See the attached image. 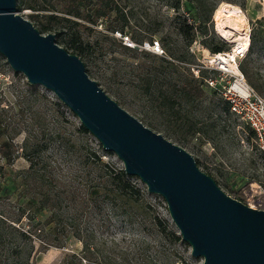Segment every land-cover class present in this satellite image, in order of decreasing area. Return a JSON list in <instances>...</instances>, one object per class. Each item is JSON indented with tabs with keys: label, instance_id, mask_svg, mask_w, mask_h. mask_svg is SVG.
I'll list each match as a JSON object with an SVG mask.
<instances>
[{
	"label": "rangeland",
	"instance_id": "rangeland-1",
	"mask_svg": "<svg viewBox=\"0 0 264 264\" xmlns=\"http://www.w3.org/2000/svg\"><path fill=\"white\" fill-rule=\"evenodd\" d=\"M115 1L118 12L99 18L95 24L74 16L76 11L93 12L95 5L88 7L82 0H24L20 7L17 1V9L42 34L47 32L41 25L51 24L53 29L48 32L54 33L55 42L66 50L55 30L68 23L63 17L89 25L90 28L78 25L72 28L78 29L83 43L88 44L89 58L80 57L88 76L144 126L188 151L198 167L213 177L224 192L262 209L264 155L256 148L251 130L225 108L227 103L220 94L192 78L190 72L194 77L199 68L204 69V76L214 73L210 69L214 63L205 61L213 52L206 46L204 37L213 38L214 42L224 39L228 50L236 44L230 37H221L216 29L218 14H227L220 9L223 3L240 7L249 33L256 19L264 33V0H196L201 2V14L194 0H180L178 7L173 6L175 0ZM223 17L225 28L235 33L233 18ZM183 22L194 26L191 42L179 31ZM71 32V29L65 30L63 36L69 39ZM125 35L129 36V42ZM152 38L160 40L164 52L157 54L144 47L146 39ZM141 40L137 47L136 43ZM123 43L132 44L136 49L127 48ZM243 52L236 58L238 68L242 64L245 72L240 71L246 81L264 98V41L253 52L249 53L248 46ZM167 60L175 61L180 67L173 68ZM186 81L194 87L190 93ZM80 125L78 117L50 89L29 83L0 53V141L11 139L19 154V146L26 139L45 143L42 154L51 163L57 188L70 189L63 205L71 211H80L86 205L85 182L90 173L96 175L100 163L112 168L123 167L114 152L104 149L89 131H80ZM58 133L61 143L56 140ZM89 151L95 153L93 162L86 159ZM4 161L0 158V162ZM27 165V158L18 156L6 167L15 171ZM132 180L145 191V198L152 203L154 211L168 221L167 227L178 233L163 197L148 192L138 177L133 176ZM47 214L38 216L43 219ZM142 225L148 226L149 220ZM109 230L118 235L124 227L112 219ZM66 245L69 249L80 248V242L72 237ZM174 245L191 263L202 264L203 258L192 256L188 243L181 239ZM62 252V248L50 247L39 254L37 264H55Z\"/></svg>",
	"mask_w": 264,
	"mask_h": 264
},
{
	"label": "trees",
	"instance_id": "trees-1",
	"mask_svg": "<svg viewBox=\"0 0 264 264\" xmlns=\"http://www.w3.org/2000/svg\"><path fill=\"white\" fill-rule=\"evenodd\" d=\"M17 1L19 7L24 2ZM82 1L88 7L95 5L93 12L90 13L89 9L86 14L76 11L74 16L89 23L95 24L99 18L119 10L115 0ZM194 1L199 13H203L201 2ZM179 3L180 0H175L173 6L178 7ZM63 18L68 23L59 30L55 29L60 43L68 48L67 51L88 59V44L83 43L79 30L73 31L72 28L76 25L83 28L90 26L69 17ZM41 28L46 32L53 29L49 23L42 24ZM68 29L72 32L70 38L66 39L63 35ZM192 29L193 24L185 22L179 26V31L188 42L194 38ZM121 31L124 32V27H121ZM204 38L203 41L213 53L229 49L222 38L216 42L213 38ZM152 39L146 40L151 42ZM261 41H264V33L259 29V19H256L249 33V53ZM141 42L136 43L137 47ZM123 44L136 49L134 45ZM160 45L164 52L161 42ZM167 62L173 68L180 67L175 61ZM239 67L245 72L242 64ZM198 71L197 77L192 72L190 76L203 84L204 69L199 68ZM188 84L186 81L190 93L194 87ZM55 104L60 105L58 101ZM78 129L86 132L82 125ZM58 136L59 133L56 140L61 143ZM19 148L20 154L11 139L0 141V158L5 159L0 162V264H37L39 254L50 247L63 249L55 264H193L174 245L181 240V236L167 227L168 221L154 211L152 203L145 198V191L123 167L112 168L100 163L96 175L90 173L87 176L86 205L80 211H71L63 205L70 189L57 188L51 163L42 154L45 143L26 139ZM86 154V159L93 162L95 153L89 151ZM18 156L26 157L28 165L11 171L6 166L13 164ZM44 212L48 214L41 219L38 215ZM112 219L120 221L124 227L118 235L109 230ZM146 220H149V225L143 226ZM70 237L80 242V248H67Z\"/></svg>",
	"mask_w": 264,
	"mask_h": 264
},
{
	"label": "water",
	"instance_id": "water-1",
	"mask_svg": "<svg viewBox=\"0 0 264 264\" xmlns=\"http://www.w3.org/2000/svg\"><path fill=\"white\" fill-rule=\"evenodd\" d=\"M0 53L31 84L50 89L124 171L163 197L181 239L202 264H264V209L224 192L183 147L144 126L110 98L81 58L0 0Z\"/></svg>",
	"mask_w": 264,
	"mask_h": 264
},
{
	"label": "built area",
	"instance_id": "built-area-1",
	"mask_svg": "<svg viewBox=\"0 0 264 264\" xmlns=\"http://www.w3.org/2000/svg\"><path fill=\"white\" fill-rule=\"evenodd\" d=\"M126 41L129 42L128 37ZM144 44L145 48L149 47L154 53L163 52L158 39H152L151 42L145 41ZM219 53L227 54L226 51H222L208 54L205 57L207 63H214L215 66L210 68L214 71L212 75L203 77V83L220 94L226 101L229 111L248 126L253 133L256 148L264 154V98L249 85L237 63L236 69L218 64L219 59L216 56ZM210 56L213 61L209 59ZM198 70H196V76H198ZM262 209H264V192L262 193Z\"/></svg>",
	"mask_w": 264,
	"mask_h": 264
},
{
	"label": "bare ground",
	"instance_id": "bare-ground-1",
	"mask_svg": "<svg viewBox=\"0 0 264 264\" xmlns=\"http://www.w3.org/2000/svg\"><path fill=\"white\" fill-rule=\"evenodd\" d=\"M221 8L224 9V11L226 10L227 14H218L216 18V29L220 33L221 37H230V39L232 38V40L235 41L236 44L234 43V46L231 47V50L226 51L227 54L219 53L216 57L219 59L218 64H222V66L234 69L236 67L237 55L244 53L243 51H245L249 44V27L247 25L246 19L242 14V10L240 9V7L230 3H223L220 6V9ZM223 16H231V19L233 18V22L231 24L233 25V29L236 31L235 33L233 32V30L225 28V21L223 22V20L225 19H223ZM209 59L213 61L212 56H210Z\"/></svg>",
	"mask_w": 264,
	"mask_h": 264
}]
</instances>
